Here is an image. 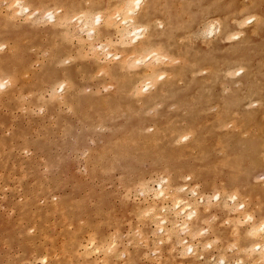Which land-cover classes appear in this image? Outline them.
<instances>
[{
  "label": "rangeland",
  "instance_id": "374dc122",
  "mask_svg": "<svg viewBox=\"0 0 264 264\" xmlns=\"http://www.w3.org/2000/svg\"><path fill=\"white\" fill-rule=\"evenodd\" d=\"M12 1L0 0V264H90L84 246L93 240V264L107 255L110 264H222L224 256L234 263L248 240L228 221L231 195L241 193L237 203L255 214L264 207V98L257 93L264 91V32L243 29L241 40L254 35L245 46L213 42L203 25L215 16L209 21L195 0H161L160 15H172L186 54L162 49V63L176 59L163 96L146 104L142 96L158 88L137 93L133 84L146 53L118 57L122 45L96 48L104 39L84 29L62 35L44 17L51 7L31 17ZM225 1L231 11L254 2ZM239 54L250 55L255 81L214 75ZM189 123L196 128L187 146L169 137ZM159 183L165 195L142 192ZM174 185L181 195L195 188L200 200L201 218L182 220L177 232L162 228V216L150 218L164 215V200L149 206L176 197Z\"/></svg>",
  "mask_w": 264,
  "mask_h": 264
},
{
  "label": "bare ground",
  "instance_id": "6f19581e",
  "mask_svg": "<svg viewBox=\"0 0 264 264\" xmlns=\"http://www.w3.org/2000/svg\"><path fill=\"white\" fill-rule=\"evenodd\" d=\"M195 1L197 2L196 4H198L196 6H199L203 13L207 14V19L211 18L212 16L216 17V19H214L213 21V18H211V23L208 22L207 24H205L207 21L206 20L205 23H203L205 24L203 25L204 27L202 26L205 33L208 34L207 36L212 38L211 40L213 42L222 43L225 40H230L234 43H239L240 41H242L245 46L246 43H250L253 41V29H259L260 31L264 32V0H254V2L250 6H245L246 8H239L238 11L229 10L228 6L226 7L225 4L220 5L221 0ZM12 2L13 4L22 7V13L29 12L31 17H34L35 14H40L42 12V7L40 6H47L51 8H53L52 6H56L57 8H47L44 12V17L52 21V27L58 28L62 35L65 34L63 32L68 30L69 27H73L74 30L72 32H77L78 29H84V31L89 32V34L91 33L95 37L97 36L96 39L103 38L104 41H101L102 44L100 43L94 46L96 48L107 47V49H109L112 45H114V43H119L120 46L122 45L125 54L122 52V50L121 52L126 56L121 53L123 56L119 55L118 57H125L126 59H128L129 57H133L134 54L142 52L146 53L145 56H141L138 58L137 63H147H145V65L138 66V68L140 69V73L139 75H137V79L133 83L134 86L138 83L141 86V83H143L141 88L140 86H138L139 84L137 85V87H135L137 88V93H148L150 92L149 89H151L152 86H156L158 88L154 94L142 96L143 101L146 104L154 103L163 96V92L165 91L163 90V87L166 84V82L164 81L166 72L173 67L174 60L176 59L174 55L181 53L186 54L183 50H180L182 46L177 44V32H174V30H176V21L173 19L172 15H160L161 13L159 10V5L161 0H118V4L115 2V0H88V3H84L81 0H13ZM114 3L117 4H115L116 8H114ZM249 3H251V0ZM33 5L37 6L34 11H32ZM63 8H65L66 13L64 15H61ZM104 8H106L107 11ZM102 10L105 11L106 14L103 15L104 12L102 13ZM206 10L208 11L206 12ZM74 21L77 24H74ZM158 27H161V30L158 29ZM238 27L241 28V30H236ZM245 28L248 31L252 30L253 32L252 34L248 35L246 39L241 40L243 35L242 32ZM196 35L198 34L196 33L195 36ZM65 36H67V32ZM179 39L182 40V37L178 38V40ZM3 44H1L2 47H4ZM167 46H170L172 54L174 55L172 56V61L164 64L162 62L165 61V58L168 57V55H164L162 49ZM108 53L111 54L109 51ZM108 53L107 55H109ZM232 59L234 58H232L231 56L229 60ZM227 63H225L224 65H218V70L214 72V75L221 72L225 76L231 75L235 77V75L238 74L239 77L236 78L237 81L245 83L256 80V77H253L254 74L248 69L250 66V55L239 54L238 58L234 59L232 63ZM240 63L242 64L238 66V64ZM119 64L120 62L118 61L117 65L114 66V69H118ZM189 68L191 70L192 67L189 66ZM61 71L62 74L60 76H63V74L67 73L66 69H62ZM1 84L3 88L7 89L6 81H3ZM59 87L64 89V81L60 83ZM257 93L261 94V96L264 98V91L259 92V90H257ZM248 105L249 104H247V106ZM194 127L196 128L193 123H189L183 128L176 129L181 130L179 133L174 130L172 133H170L169 137L175 139L174 141L179 140L178 142H185V146H187V144L191 142L189 131H195ZM151 128L154 129L153 127ZM182 130H187V132L184 133L182 132ZM160 132H162V130L160 126H158V128H156V132H154V135L160 134ZM181 172L182 171L179 169L178 175H180ZM171 185H168V189ZM179 188L181 189V187H177L175 185L172 188V190L175 189L177 191V196L173 199L166 197V199H160L159 201L152 202L151 200V203H149V206H156L159 203H162L164 200L162 206V209L165 212H163L164 215H158L155 211H153L150 214V218L154 219L156 216H162V218L158 217L160 218L159 220L162 221L160 223L165 224H162V228H167L170 226V228L175 232H177L178 226L180 225V222L182 220V225L188 226L186 222L188 221L187 218L192 219L195 215L197 216H195L197 220L201 218L199 206L200 200L198 198H194V195L192 194L196 193L197 190L193 188L190 190V195L186 193H183L181 195V193H179ZM185 188L181 191H185L187 189ZM259 189L264 193L263 186H260ZM142 192H144L145 194L146 192L147 194L152 192L155 196H160L165 195L167 189L163 183H159L158 188H154L148 185L142 187ZM218 195H220V193H218ZM241 195L242 194L238 191L233 192L231 196L234 204H230L228 206L226 205L227 207L225 206L226 215L228 216V221L233 227V230H238V234L236 237L238 239H244L245 241H248L245 245L241 243L243 246H241L240 249L236 248L239 251L243 250L244 253L243 255L239 256V258L235 260V262L233 261L234 263H231L229 260H227V257L225 256L221 258V263L264 264V207L259 208L258 214H255L250 210V207L246 205L245 201L237 203L239 198H241ZM169 201H173L172 206H169ZM246 220L250 222L244 227L243 225ZM89 245L91 247H94L95 241H91ZM89 245L84 246L86 255L85 258L89 260L90 264H93L94 260L90 258V255L96 249H89ZM109 248H111L110 245ZM106 250L107 248L103 250L105 254L108 253L109 249L107 251ZM101 258L103 259H101L102 262H100V264H110L111 259L110 257H108V255ZM196 258L193 259L196 260ZM43 262H47L46 257L43 258Z\"/></svg>",
  "mask_w": 264,
  "mask_h": 264
}]
</instances>
